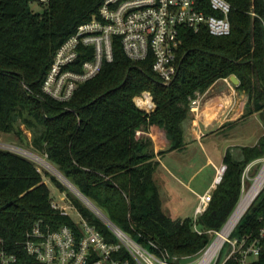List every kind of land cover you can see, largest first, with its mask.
<instances>
[{"label":"trees","instance_id":"16d2710c","mask_svg":"<svg viewBox=\"0 0 264 264\" xmlns=\"http://www.w3.org/2000/svg\"><path fill=\"white\" fill-rule=\"evenodd\" d=\"M103 1L49 0L34 10L35 0H0V133L21 134L16 125L20 120L31 131V146L112 221L140 240H153L170 256L192 262L210 237L194 229L192 217H172L163 209L154 180L160 161L151 140L137 137V132L158 125L172 143L158 154L182 150L191 100L232 74L239 79L236 89L247 95V103L237 121L221 128L255 113L264 123V0H227L232 5L228 35L184 29L177 74L169 84L153 71L151 59L128 58L116 38L113 60L104 61L99 73L80 83L68 101H58L42 89L45 74L57 48L97 15ZM91 50L83 48L80 62L89 58ZM142 92L152 95L153 110L135 103ZM263 155L264 137L253 145L226 150V168L196 221L199 229L224 224L240 196L244 166ZM46 175L61 190H68L57 177ZM68 194L105 238L114 241L79 198ZM51 201L34 162L0 149V264H44L25 248L27 234L38 220L53 229L68 224L78 232L73 218L53 208ZM262 212L264 197L240 229L255 228Z\"/></svg>","mask_w":264,"mask_h":264},{"label":"built area","instance_id":"2783aa9c","mask_svg":"<svg viewBox=\"0 0 264 264\" xmlns=\"http://www.w3.org/2000/svg\"><path fill=\"white\" fill-rule=\"evenodd\" d=\"M48 1L35 0V3L46 4ZM231 10L232 5L227 0H104L97 15L80 25L57 48L42 89L58 101H68L80 83L99 73L104 61L113 60L116 38L120 40L128 58L135 61L151 59L153 71L163 84H169L178 70L177 52L182 42L181 32L184 29L198 32L205 28L213 36L228 35L232 29ZM251 14L257 15L256 12ZM88 47L92 48L90 55H87L89 58L80 62L83 48ZM224 79L228 81L229 77ZM199 97L191 100V110L199 104ZM148 98L150 105L143 106L138 100L146 101ZM134 101L146 111L155 107L147 92L137 95ZM0 149L22 155L32 162L39 161V155L12 142L0 139ZM43 159L47 161V157ZM225 168V165L220 168L216 184L220 182ZM55 173L82 198L85 207L115 240H107L96 224L91 223L75 204L64 206L52 200L51 206L61 214H68L67 208L70 206L77 211L80 220H73L79 230L75 231L68 224L53 229L42 220L36 221L25 241L27 252L36 260L44 264H181V258L170 256L153 240H140L123 230L59 171ZM212 191L198 196L192 216L194 229L210 237L192 262L264 264V212L257 215L255 228L250 231L240 229L247 214L264 197V155L244 166L240 196L224 224L218 229L203 231L196 221L211 201Z\"/></svg>","mask_w":264,"mask_h":264},{"label":"crops","instance_id":"0c3cea01","mask_svg":"<svg viewBox=\"0 0 264 264\" xmlns=\"http://www.w3.org/2000/svg\"><path fill=\"white\" fill-rule=\"evenodd\" d=\"M217 84L220 87H217L219 86ZM236 85L230 81V78L228 81L222 78L211 85L218 88L215 94L204 100L201 99V96L199 97V104L194 110L190 109L191 115L184 127L186 145L182 150H170L162 155L158 154L159 151L169 149L172 144L165 129L158 125H151L147 130L137 132V137L151 140L154 153L160 161V165L154 172V180L160 189L163 209L172 217H192L198 196L215 189L219 170L224 166L223 157L226 150L236 146H245L240 142L224 144L215 154L209 153L205 149L204 140L206 138H213L218 141L228 133L237 132L248 119L221 128L225 123L237 121L245 111L247 96L236 89ZM239 93H241L240 97L238 96ZM202 114H205L204 118ZM206 117L209 118L206 119ZM255 143L256 141L253 144ZM200 152L203 156L202 163L196 162V156ZM204 167H210V173L205 179L196 182ZM175 181H178L184 189L178 190ZM200 185H203V190L198 188ZM182 190H186L188 197H185V192ZM190 208L192 209L191 214H186Z\"/></svg>","mask_w":264,"mask_h":264},{"label":"rangeland","instance_id":"374dc122","mask_svg":"<svg viewBox=\"0 0 264 264\" xmlns=\"http://www.w3.org/2000/svg\"><path fill=\"white\" fill-rule=\"evenodd\" d=\"M31 7L34 10H38L40 8L39 3H33L31 5ZM217 85H219V84H217ZM217 87H220V85ZM217 87L211 86L208 91H206L204 94L200 95L201 99L204 100V99L208 98L210 95L215 94L218 91ZM147 93L150 94V92H147ZM240 95H241V93L238 94L239 97H240ZM150 96L152 97L151 94H150ZM244 96H245V94H244ZM152 99H153V97H152ZM153 103H154V101H153ZM16 125L21 130V134H17L16 132H11V133L1 132L0 133V139L3 141L15 143V144H17L21 147H24V148H26V149H28V150H30V151H32L35 154L40 156L38 158L39 161H35L34 164L36 165L38 170L43 174V179L49 187L50 197L52 198V200L56 201L59 205H64V206L71 205L72 206L71 203H73V199L68 194V191H70L77 198H79V200L83 203L82 198L79 195H77V193L72 188L68 187L67 184L64 183L65 187H67L68 190H61L59 188V186H57V184L55 182H53L49 176L46 175V173H48L50 175H54L59 180H61L57 176V174L55 173V172H58L55 169V167H53L52 164H50L48 161L43 159V158H46L45 154L35 150L31 146V144H30L31 137H32L31 131L29 129H27L24 126V124L21 123L20 120L16 121ZM263 132H264L263 120L260 119V116L258 114H256V115L254 114V115L249 116L248 119H246V123H244L243 127L241 129H239L237 132H235V133L231 132L230 134L228 133V135L220 138L218 141H216L217 139L206 138L204 140L205 149L207 152L215 154V153L219 152L218 150H220V148L224 144H230V143H235V142L239 143L240 142V144L252 145L255 141L257 142L259 140V138L263 137ZM41 157H43V158H41ZM202 158H203V156L201 155V152H200L199 155L196 156V159H197L196 162L202 163L203 162ZM210 171H211L210 167H204L203 171L198 176L196 182L201 181L202 179H205V177H207V175L210 173ZM222 175H223V173H222ZM175 182L177 184V187L179 188L178 190H180L181 188L184 189L178 181H175ZM198 188L203 190V185L198 186ZM182 191L185 192L186 190H182ZM184 195H185V197H188L187 192H185ZM71 206L69 208H67V212H68L69 216L75 220H80V216L78 215L77 211ZM191 210H192L191 208L188 209V211H186V214H189V213L191 214ZM181 264H194V263L182 261Z\"/></svg>","mask_w":264,"mask_h":264},{"label":"bare ground","instance_id":"6f19581e","mask_svg":"<svg viewBox=\"0 0 264 264\" xmlns=\"http://www.w3.org/2000/svg\"><path fill=\"white\" fill-rule=\"evenodd\" d=\"M139 100V102L143 105V106H145V105H150V99L148 98V100H140V99H138ZM222 101V100H221ZM209 103V102H208ZM205 105V104H204ZM206 106V105H205ZM222 106V105H221ZM225 106V105H224ZM214 108V107H213ZM216 108H218V107H216ZM209 109V108H208ZM208 109H207V112H208ZM219 109V108H218ZM210 110V109H209ZM206 112V113H207ZM216 112V111H215ZM209 113H211L210 111H209ZM214 113V112H213ZM212 114V113H211ZM203 115V114H202ZM214 115V114H213ZM205 117V114L203 115V118ZM209 118V117H208ZM207 117H206V119H208ZM54 167V166H53ZM56 169V168H55Z\"/></svg>","mask_w":264,"mask_h":264},{"label":"water","instance_id":"95a60500","mask_svg":"<svg viewBox=\"0 0 264 264\" xmlns=\"http://www.w3.org/2000/svg\"><path fill=\"white\" fill-rule=\"evenodd\" d=\"M230 80L235 83V84H239V79L237 78L236 75L232 74L229 76ZM222 178V176L220 177V179Z\"/></svg>","mask_w":264,"mask_h":264}]
</instances>
